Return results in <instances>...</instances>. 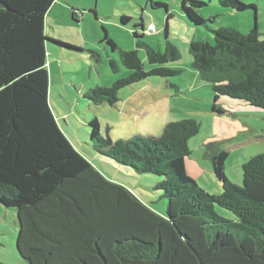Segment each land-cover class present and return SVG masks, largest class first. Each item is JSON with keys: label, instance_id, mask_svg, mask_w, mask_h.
<instances>
[{"label": "trees", "instance_id": "16d2710c", "mask_svg": "<svg viewBox=\"0 0 264 264\" xmlns=\"http://www.w3.org/2000/svg\"><path fill=\"white\" fill-rule=\"evenodd\" d=\"M55 2L0 0V204L16 211L21 259L26 264H264V154L246 161L243 186H237L225 173L229 153L209 143L206 156L223 188L216 196L186 171L189 143L200 132L196 120L171 122L160 138L134 136L115 143L102 138L99 123L92 122L90 141L100 154L139 174L164 178L152 181V189L167 200L161 216L130 189L106 179L72 146L49 101L47 45L66 46L46 32ZM220 3L237 12L255 9L239 0ZM181 5L214 34L213 40L190 43L192 68L215 93L213 112L227 114L225 102L264 111V36L258 27L249 34L213 30L194 11L204 1L181 0ZM129 21L121 18L122 24ZM145 29L135 33L136 50H120L130 75L88 90V102L115 106L120 90L181 73L164 67L181 58L169 39V21L163 52L140 41ZM140 49L148 64L160 67L146 70ZM110 65L117 73L116 63ZM217 208L234 218L219 215Z\"/></svg>", "mask_w": 264, "mask_h": 264}, {"label": "rangeland", "instance_id": "374dc122", "mask_svg": "<svg viewBox=\"0 0 264 264\" xmlns=\"http://www.w3.org/2000/svg\"><path fill=\"white\" fill-rule=\"evenodd\" d=\"M200 1L206 5L194 11L207 21L210 29L232 28L249 34L258 27L264 36V0H239L247 6H255L243 12L224 7L220 3L222 0ZM157 4L168 8H159ZM124 16L130 18L127 24L121 22ZM167 20L169 39L179 48L181 58L164 67L181 70L180 74L150 77L126 87L119 91L120 101L115 106L95 105L84 98L88 90L112 86L130 75L120 60V50L137 49L135 33L141 34L143 23L146 36L140 41L163 52ZM151 24L156 26V33H149ZM46 32L50 40L74 48L51 42L47 45L51 51L48 52L49 101L57 125L72 146L106 179L127 187L157 214L164 216L167 200L160 198L162 192L152 189L153 180L164 178L139 174L100 154L90 141V126L97 121L101 137L115 143L134 136L160 138L167 124L194 119L200 124V132L189 143L187 174L206 192L216 196L222 194V184L206 156L207 145L214 143L216 150L229 153L225 169L228 179L243 186L241 161L264 154V111L225 102L227 114L213 112L215 93L192 68L190 43L206 38L213 40L214 34L191 14L183 12L181 0H56L47 14ZM139 56L146 70L160 67L148 64L144 49L139 50ZM110 61L116 63L117 73ZM60 117L64 121H60ZM216 210L225 218H234L226 210ZM16 219L14 209L0 204V264H26L16 248Z\"/></svg>", "mask_w": 264, "mask_h": 264}, {"label": "crops", "instance_id": "0c3cea01", "mask_svg": "<svg viewBox=\"0 0 264 264\" xmlns=\"http://www.w3.org/2000/svg\"><path fill=\"white\" fill-rule=\"evenodd\" d=\"M153 25V24H151ZM145 28V25L142 27V29ZM207 39V38H206ZM49 52H51L50 50H48ZM231 106H238L235 103H232ZM242 109V108H241ZM60 121H64V119L62 117L59 118ZM209 159V158H208ZM247 160L241 161L242 166L246 163ZM221 195V194H220Z\"/></svg>", "mask_w": 264, "mask_h": 264}, {"label": "built area", "instance_id": "2783aa9c", "mask_svg": "<svg viewBox=\"0 0 264 264\" xmlns=\"http://www.w3.org/2000/svg\"><path fill=\"white\" fill-rule=\"evenodd\" d=\"M156 32H157L156 26L150 25V27H149V33L152 34V33H156Z\"/></svg>", "mask_w": 264, "mask_h": 264}]
</instances>
